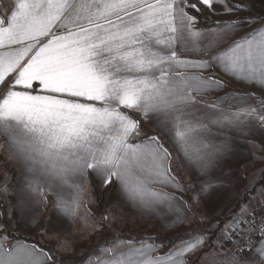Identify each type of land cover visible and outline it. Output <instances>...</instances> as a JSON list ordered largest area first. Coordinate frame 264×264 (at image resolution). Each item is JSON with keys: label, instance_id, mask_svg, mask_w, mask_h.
Here are the masks:
<instances>
[{"label": "snow or ice", "instance_id": "6c2138e0", "mask_svg": "<svg viewBox=\"0 0 264 264\" xmlns=\"http://www.w3.org/2000/svg\"><path fill=\"white\" fill-rule=\"evenodd\" d=\"M250 11L247 0H0V151L19 165L16 222L34 225L49 194L56 213L34 237L0 213V264H66L77 240L124 222L94 214L92 192L174 238L113 236L86 264H264V181L241 191L244 177L216 174L234 138L264 152V19ZM234 180L213 224L209 193Z\"/></svg>", "mask_w": 264, "mask_h": 264}, {"label": "crops", "instance_id": "0c3cea01", "mask_svg": "<svg viewBox=\"0 0 264 264\" xmlns=\"http://www.w3.org/2000/svg\"><path fill=\"white\" fill-rule=\"evenodd\" d=\"M248 6L250 8V15L256 16L261 19H264V0H247ZM247 13V12H246ZM242 15L247 16L245 13H242ZM222 18V17H217ZM237 89L240 91H247L248 89L246 86L237 85ZM222 139L221 137L217 138ZM1 143H3V138L0 137ZM255 141L256 143H262L264 141H261L259 138V133L255 134ZM232 152L228 155H225V157L222 160V168L223 173L217 171V175H224V176H230V177H244L243 181L239 183V187L242 191L243 187L247 186L250 183L259 184L261 181H264V159H261V157H264V152H261L259 150L251 149L250 145L241 142L240 140L233 139L232 140ZM15 162V161H14ZM15 176L12 183V198L13 203L11 204L13 214L15 216V219L17 215L19 214L18 211L14 208L15 204V193L14 189L17 185V183L20 180V170L19 165L17 162H15ZM237 180L233 181L232 185H223L221 188L213 190L209 193L207 204L205 206L206 211L210 216L214 215L215 219L212 221V223H217L220 221H223L226 218L228 208L233 206L235 203L234 200H230V191L232 188H234L237 184ZM93 198V203L89 205L92 212H94V207L96 206L98 210H101L98 207L96 197L94 192L89 193ZM66 195H71L70 190L66 192ZM53 197L49 194L48 200L52 201ZM236 200L243 199L242 195L236 196ZM45 208L42 210L41 214L39 215L37 222L34 225H21L24 227H35L40 222L43 212ZM107 211L112 212L114 215L122 216L124 217L123 223H116L113 224V228L116 226L118 228H125L129 231L131 228L132 231H135L136 233H140V235H137L135 237L129 236L127 238L132 240H139L140 238H146L148 236L153 237H173L174 233L171 231H165L162 228L161 221L159 218L156 217H147V216H141L134 208H132L130 205L125 203L121 198L116 196L114 193H111L109 196V206L106 208ZM105 210V211H106ZM97 215V214H96ZM56 213L53 211L51 212V215L46 223L45 228H48L51 223L55 220ZM209 227L212 226V224L208 225ZM76 228L85 227L82 223H78ZM101 233V230L97 233H94L90 237L86 238L85 240L91 239L94 236H97ZM121 237H125L121 235ZM77 240L76 242H78ZM138 246V245H137ZM172 246V242L168 244V247L170 248ZM167 248L162 249L161 253L166 252Z\"/></svg>", "mask_w": 264, "mask_h": 264}, {"label": "rangeland", "instance_id": "374dc122", "mask_svg": "<svg viewBox=\"0 0 264 264\" xmlns=\"http://www.w3.org/2000/svg\"><path fill=\"white\" fill-rule=\"evenodd\" d=\"M247 16H251L249 12L245 13ZM210 19H218L217 17H212ZM243 34V33H241ZM0 144L1 141H0ZM15 162L14 160H11L7 157L6 153L3 151H0V184H2L7 179V186L9 188V192L7 195L0 194V200H2V205L0 206V213H7L10 219V222L12 224L13 229L17 232V234H23L25 236L34 237L36 236L37 232L33 234H28L26 232H23L21 229L17 228L15 223L16 219L14 214H12V207L11 204L13 203V198L9 200V196L12 194V183L15 176ZM106 209L98 210L97 207H94V212L99 215L105 212ZM4 216L0 215V222H3ZM121 235L125 236L124 238H127L129 236L135 237L137 235H140V233H136L135 231H132L130 228L129 231L125 228H118L112 226V231L109 232L106 229L101 230V233L97 236H94L91 239L85 240H79L75 243L73 249L71 251L63 253V259L66 261V264H86L85 257L87 254L93 250V248L97 245L102 243L105 239H112L113 236L121 237ZM129 239V238H128ZM172 242L171 240H168V244Z\"/></svg>", "mask_w": 264, "mask_h": 264}, {"label": "trees", "instance_id": "16d2710c", "mask_svg": "<svg viewBox=\"0 0 264 264\" xmlns=\"http://www.w3.org/2000/svg\"><path fill=\"white\" fill-rule=\"evenodd\" d=\"M94 194L96 197L98 207L100 209H106L109 206V196L111 193H109L107 195H103V194H98V193L94 192ZM11 199H12V195L9 196V200H11ZM48 201H49L48 206L45 207L42 218H41V220L37 226H35V227H24L21 225H17V222H16L15 223L16 227L21 229L23 232L28 233V234H33L35 232H38L40 230L41 225H43L45 227L46 223H47V221L51 215V212H52L51 201L50 200H48ZM1 205H2V200H0V206ZM11 213L13 214V211Z\"/></svg>", "mask_w": 264, "mask_h": 264}]
</instances>
